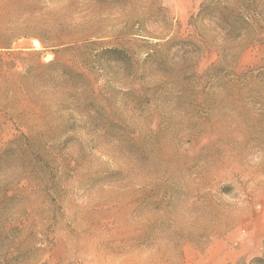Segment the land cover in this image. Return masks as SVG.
I'll use <instances>...</instances> for the list:
<instances>
[{
	"label": "rangeland",
	"instance_id": "rangeland-1",
	"mask_svg": "<svg viewBox=\"0 0 264 264\" xmlns=\"http://www.w3.org/2000/svg\"><path fill=\"white\" fill-rule=\"evenodd\" d=\"M0 264H264V0H0Z\"/></svg>",
	"mask_w": 264,
	"mask_h": 264
},
{
	"label": "trees",
	"instance_id": "trees-1",
	"mask_svg": "<svg viewBox=\"0 0 264 264\" xmlns=\"http://www.w3.org/2000/svg\"><path fill=\"white\" fill-rule=\"evenodd\" d=\"M204 10H207L206 9V6L205 5H203V7L201 8V11H200V13H202ZM223 11H224V9H223ZM218 17H217V20H218V22H219V24H220V26H221V28L223 29V30H225V32L227 33V34H230V33H232L233 31V24H235V22H237V18H228L226 15H225V13H219L218 12V15H217ZM239 20V19H238ZM115 52V51H114Z\"/></svg>",
	"mask_w": 264,
	"mask_h": 264
}]
</instances>
